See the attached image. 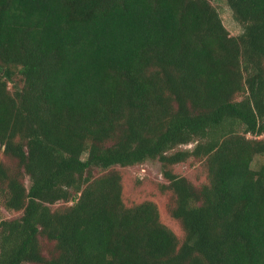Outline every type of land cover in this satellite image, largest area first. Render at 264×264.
I'll list each match as a JSON object with an SVG mask.
<instances>
[{
	"label": "trees",
	"instance_id": "1",
	"mask_svg": "<svg viewBox=\"0 0 264 264\" xmlns=\"http://www.w3.org/2000/svg\"><path fill=\"white\" fill-rule=\"evenodd\" d=\"M225 2L237 35L212 0H0V264H264V0ZM146 161L181 242L124 203Z\"/></svg>",
	"mask_w": 264,
	"mask_h": 264
},
{
	"label": "rangeland",
	"instance_id": "2",
	"mask_svg": "<svg viewBox=\"0 0 264 264\" xmlns=\"http://www.w3.org/2000/svg\"><path fill=\"white\" fill-rule=\"evenodd\" d=\"M212 2L231 35L240 33L242 28L233 19L231 10L225 0H212ZM9 88L14 89L12 83L9 84ZM183 146L190 147L191 144ZM262 161H264V155L256 156L252 167H257ZM114 168L122 175V195L125 205L132 206L146 200L155 202L159 210L160 220L175 233L181 242L184 238V231L180 222L170 215L169 208L174 203L173 195L170 191L165 192L161 189V184L166 183V180L162 176L160 163L158 161H146L129 167L116 166ZM174 171L187 177L197 186L206 179L203 162L193 158L175 165ZM101 173L98 169L93 171L95 176ZM0 216L13 218L19 216V212L7 210L0 204Z\"/></svg>",
	"mask_w": 264,
	"mask_h": 264
}]
</instances>
